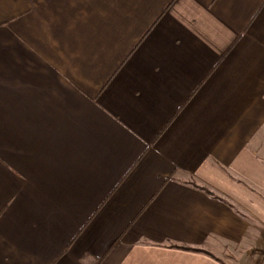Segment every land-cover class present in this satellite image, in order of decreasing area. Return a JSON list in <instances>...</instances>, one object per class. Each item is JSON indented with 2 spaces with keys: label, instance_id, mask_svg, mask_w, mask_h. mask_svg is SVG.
Instances as JSON below:
<instances>
[{
  "label": "crops",
  "instance_id": "crops-1",
  "mask_svg": "<svg viewBox=\"0 0 264 264\" xmlns=\"http://www.w3.org/2000/svg\"><path fill=\"white\" fill-rule=\"evenodd\" d=\"M254 259L264 0H0V264Z\"/></svg>",
  "mask_w": 264,
  "mask_h": 264
},
{
  "label": "rangeland",
  "instance_id": "rangeland-1",
  "mask_svg": "<svg viewBox=\"0 0 264 264\" xmlns=\"http://www.w3.org/2000/svg\"><path fill=\"white\" fill-rule=\"evenodd\" d=\"M245 259V258H244ZM241 264H264V263H262V262H258L257 260H251V261H249V263L248 262H241Z\"/></svg>",
  "mask_w": 264,
  "mask_h": 264
},
{
  "label": "trees",
  "instance_id": "trees-1",
  "mask_svg": "<svg viewBox=\"0 0 264 264\" xmlns=\"http://www.w3.org/2000/svg\"><path fill=\"white\" fill-rule=\"evenodd\" d=\"M189 250H192V249H189Z\"/></svg>",
  "mask_w": 264,
  "mask_h": 264
}]
</instances>
